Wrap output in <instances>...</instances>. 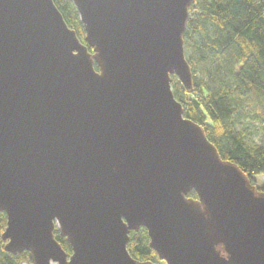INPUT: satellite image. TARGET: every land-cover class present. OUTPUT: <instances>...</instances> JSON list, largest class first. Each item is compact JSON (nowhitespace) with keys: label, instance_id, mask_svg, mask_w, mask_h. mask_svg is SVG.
Instances as JSON below:
<instances>
[{"label":"water","instance_id":"water-1","mask_svg":"<svg viewBox=\"0 0 264 264\" xmlns=\"http://www.w3.org/2000/svg\"><path fill=\"white\" fill-rule=\"evenodd\" d=\"M70 1L83 43L52 0H0L4 251L26 252L19 264H154L127 251L145 228L165 264H264V191L171 89L175 76L193 90L195 0Z\"/></svg>","mask_w":264,"mask_h":264},{"label":"trees","instance_id":"trees-1","mask_svg":"<svg viewBox=\"0 0 264 264\" xmlns=\"http://www.w3.org/2000/svg\"><path fill=\"white\" fill-rule=\"evenodd\" d=\"M52 1L83 43L84 28L72 2ZM183 46L193 90L188 94L171 76L174 98L183 106L184 117L202 127L220 157L254 184V177L264 175V0H195L189 7ZM187 197L197 199L194 192ZM5 227L6 216L0 213V264L28 261L26 252L4 251ZM54 238L70 255L71 247L57 229ZM127 251L137 261L165 264L150 248L145 228L130 232Z\"/></svg>","mask_w":264,"mask_h":264},{"label":"rangeland","instance_id":"rangeland-1","mask_svg":"<svg viewBox=\"0 0 264 264\" xmlns=\"http://www.w3.org/2000/svg\"><path fill=\"white\" fill-rule=\"evenodd\" d=\"M254 184L259 188H264V175L256 176L253 178Z\"/></svg>","mask_w":264,"mask_h":264}]
</instances>
